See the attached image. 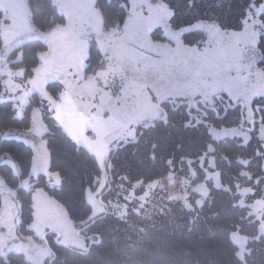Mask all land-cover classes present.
I'll return each instance as SVG.
<instances>
[{"label":"rangeland","instance_id":"obj_1","mask_svg":"<svg viewBox=\"0 0 264 264\" xmlns=\"http://www.w3.org/2000/svg\"><path fill=\"white\" fill-rule=\"evenodd\" d=\"M53 2L66 24L45 33L33 27L26 0H0V102H14L16 117L22 118L34 94L41 100L40 106L33 109L30 130L3 133L5 138L21 140L32 148L31 176L46 174L53 186L60 182L57 174L48 172V151L43 139L48 132L45 113L77 144L90 150L102 167L118 141L129 140L140 123L161 117L160 104L164 102L176 107L182 103L201 104L202 111L194 109L203 116L207 110L222 106L224 98L232 106L243 103L245 120L254 121L257 103L264 98V70L256 67L258 41L264 29L260 18L264 5L251 9L241 31L227 32L215 23L175 29L172 11L164 1L126 0V23L120 29L105 31L95 8L96 0ZM191 31L204 33L202 45L184 43V35ZM32 39L45 42L48 51L41 56L34 76L25 79V70H13L7 58L15 48ZM92 43L100 50L97 61L91 59ZM52 82L62 86L58 100L47 90ZM255 125L252 132L243 130L241 125L210 131L215 139L228 137L247 143L257 137L264 144V123ZM1 160L17 170L10 158ZM200 172L204 177L197 180ZM21 185L31 188L28 180ZM211 188L227 189L213 158L206 156L197 162L191 159L184 174L174 171L163 179L130 189L123 198L120 214L155 221L176 202L196 210ZM102 190L103 184L97 193H88L93 216L105 210L98 195ZM236 192L239 206L255 216L259 235H264V199L254 198L255 189L240 183H236ZM0 193L1 256L23 253L31 263L43 264L49 257L44 239L47 232L59 234L60 243L67 247L86 248L66 209L43 188L33 194L34 220L30 229L45 244L18 235L20 206L15 192L1 177ZM232 239L243 257L248 238L235 232Z\"/></svg>","mask_w":264,"mask_h":264},{"label":"trees","instance_id":"obj_2","mask_svg":"<svg viewBox=\"0 0 264 264\" xmlns=\"http://www.w3.org/2000/svg\"><path fill=\"white\" fill-rule=\"evenodd\" d=\"M162 1L172 11L171 22L175 29L215 23L227 32L241 31L251 9L264 5V0ZM26 6L33 27L41 32L49 33L66 24L53 0H26ZM95 8L105 31L120 29L129 16L126 0H96ZM2 14L0 10V23ZM260 18L264 26V11ZM204 38L203 32L191 31L184 35V43L202 45ZM47 51L45 42L32 39L15 48L7 63L13 70H25L24 78L28 79L34 76L41 56ZM90 55L95 61L100 57L95 43L91 45ZM257 56L256 67L264 70V29L258 41ZM2 89L0 77V92ZM47 90L58 100L62 86L52 82ZM40 104V98L34 94L22 118H17L14 102H0V177L15 192L20 206L18 235L44 243L30 229L34 220L33 194L38 188H43L63 205L76 229H83L82 235H95L91 238L95 243L87 251L88 240L85 249L67 247L55 242V233H49L45 240L49 257L43 264H49L53 256L56 259L52 264H264V235H259L255 216L239 206L236 192V183H240L255 189L254 198L264 199V144L257 137L247 143L228 137L215 139L210 131L239 127L240 107L229 110L226 115L219 107L218 116L211 110L201 116L194 107L188 110V105L177 108L164 102L161 109L166 111V119L162 110L161 117L137 125L136 140L133 141L132 135L129 142H121L103 167L90 150L77 144L45 113L43 119L48 132L43 139L48 151V172L57 174L60 179L59 184L53 186L46 174L37 178L31 176L32 148L21 140L3 136L8 130H30L33 109ZM257 104L264 105V98ZM198 107L202 109L201 104ZM261 114L264 123V110ZM246 125H249L247 120ZM206 156L213 158L227 189L211 188L199 208L188 210L176 202L155 221L120 214L123 198L134 186L158 181L174 171L184 174L188 160L197 162ZM2 158H10L17 170L2 162ZM203 177L200 172L197 180ZM26 180L30 189L21 185ZM102 184L103 190L98 195L102 197L105 210L93 216L88 193H97ZM2 197L0 193V211ZM235 232L248 238L243 257L239 256V247L232 239ZM0 264L33 263L23 253L10 252L0 255Z\"/></svg>","mask_w":264,"mask_h":264},{"label":"water","instance_id":"obj_3","mask_svg":"<svg viewBox=\"0 0 264 264\" xmlns=\"http://www.w3.org/2000/svg\"><path fill=\"white\" fill-rule=\"evenodd\" d=\"M222 101L224 100V102H225V113H224V115H226L227 114V110L228 109H230V110H235L236 108H238V107H240L241 108V128L243 129V130H246V131H250V132H252L253 130H254V128H255V124H258V123H262L263 122V117H262V115H261V113H260V111H259V108H260V110H264V106H260V107H257L256 109H257V112H258V119H256V120H254V121H252L251 123H250V127L249 128H247V127H245V118H244V105H243V103H240V104H236V105H231L228 101H226L224 98L223 99H221ZM162 104V103H161ZM161 104H160V108H161ZM170 105L171 106H173L172 105V103H170ZM182 105H188V110H190L192 107H194V108H196L197 110H199V111H202L199 107H198V103H196L195 105L194 104H191V103H182V104H179L178 106H177V108H179V107H181ZM214 112H216V115L218 116V114H217V111H216V109H212ZM163 112H164V114H165V116H164V119H166V117H167V114H166V111L163 109ZM206 113V112H205ZM136 137H137V129H135V132H134V135H133V141H135L136 140ZM121 142H129V141H125V140H123V141H118L111 149H110V151L108 152V155H107V160H106V163L109 161V157H110V154L114 151V150H116L117 149V147H118V145L121 143ZM106 179L108 180V177H106ZM111 189V186H109V189L108 190H110ZM99 201L102 203V204H104L103 202H102V197H100L99 198ZM105 205V204H104ZM82 231H83V229L82 230H79L78 231V236H80V237H82ZM49 233H54V232H47V234L45 235V237H44V239L46 240V237H47V235L49 234ZM55 242H57L58 244H60V245H62V246H65V245H63V244H61L60 243V235L59 234H56L55 233ZM99 243H100V241H99ZM92 244L93 243H90V245H89V247H88V249H87V251L89 250V248L92 246ZM56 259V256H53V258L50 260V262H49V264H52L53 263V261Z\"/></svg>","mask_w":264,"mask_h":264},{"label":"flooded vegetation","instance_id":"obj_4","mask_svg":"<svg viewBox=\"0 0 264 264\" xmlns=\"http://www.w3.org/2000/svg\"><path fill=\"white\" fill-rule=\"evenodd\" d=\"M221 105L222 106H220L221 108H223L224 109V111L226 110L225 109V102H224V100L222 101L221 100ZM260 106H264V105H259V106H257V107H260ZM256 107V108H257ZM230 109H228L227 111H229ZM207 111H209V110H207ZM211 111H213V110H211ZM216 111H217V109H216ZM259 111H260V113L263 111V110H260V108H259ZM240 112H241V108H240ZM228 113V112H227ZM258 112H257V109H256V112H255V117L254 118H252L253 120H256V119H258ZM262 115V114H261ZM252 119H250V120H252ZM248 124H249V127H250V122H248ZM245 125H246V120H245ZM95 235H93V236H85V235H82V237L81 238H83L84 239V241H86L87 242V240L89 241L88 242V247H89V245H90V243H95L93 240H91V238H93ZM88 247H87V249H88Z\"/></svg>","mask_w":264,"mask_h":264}]
</instances>
